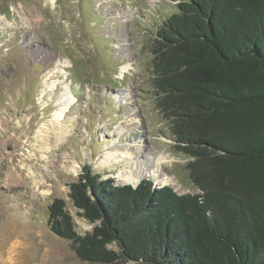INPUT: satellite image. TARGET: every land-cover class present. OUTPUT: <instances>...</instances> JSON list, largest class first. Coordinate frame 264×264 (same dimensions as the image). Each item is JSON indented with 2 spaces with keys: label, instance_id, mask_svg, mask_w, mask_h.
Wrapping results in <instances>:
<instances>
[{
  "label": "rangeland",
  "instance_id": "obj_1",
  "mask_svg": "<svg viewBox=\"0 0 264 264\" xmlns=\"http://www.w3.org/2000/svg\"><path fill=\"white\" fill-rule=\"evenodd\" d=\"M178 2L0 0V264H91L47 225L61 199L77 233L92 231L69 198L86 166L118 185L147 170L138 183L197 193L151 86L152 38Z\"/></svg>",
  "mask_w": 264,
  "mask_h": 264
},
{
  "label": "trees",
  "instance_id": "obj_2",
  "mask_svg": "<svg viewBox=\"0 0 264 264\" xmlns=\"http://www.w3.org/2000/svg\"><path fill=\"white\" fill-rule=\"evenodd\" d=\"M151 42L156 109L195 194L88 166L47 225L91 264H264V0H179ZM114 246L115 249H112Z\"/></svg>",
  "mask_w": 264,
  "mask_h": 264
},
{
  "label": "bare ground",
  "instance_id": "obj_3",
  "mask_svg": "<svg viewBox=\"0 0 264 264\" xmlns=\"http://www.w3.org/2000/svg\"><path fill=\"white\" fill-rule=\"evenodd\" d=\"M58 102H59V99H58ZM68 106V104L66 103V101H64V99H63V97L62 98H60V102L58 103V104H56V106L58 107V110L57 111H55L54 113H53V115H52V117H53V120H54V122L55 123H59V121L60 120H62L63 118H64V116H65V113L67 112V106ZM41 131V130H40ZM52 135V134H51ZM50 135V136H51ZM42 137V136H41ZM46 137L47 136H44L43 138L46 140ZM43 138H41L40 140H39V143H40V145L42 146V149H44L45 150V147H43V141H44V139ZM50 138V137H49ZM39 139V138H38ZM48 139V138H47ZM55 139L56 140H59L60 139V134H55ZM38 141V140H37ZM41 146H39L40 148H41ZM106 155V154H105ZM136 155V154H135ZM107 156H113L115 159H121L122 158V156L123 157H125V156H128L129 158H130V156H131V153H128V152H113V153H109V154H107ZM152 156V155H151ZM137 157L139 158L140 156L139 155H137ZM107 158V157H106ZM161 158V157H160ZM120 161V160H119ZM107 162V161H106ZM122 162V161H121ZM141 162V161H140ZM114 163H115V161H114ZM166 163V162H165ZM165 165V164H164ZM149 166V165H148ZM152 166H154V165H152ZM160 167H163V166H160ZM153 168V170H150L149 169V172L150 173H152V174H155V172H157L156 170H157V168L158 167H152ZM123 169V168H122ZM124 170V169H123ZM130 171V170H129ZM129 171H127V172H125V174L124 175H122V176H120L121 178H119V179H121L122 180V182L124 183V184H128V185H133V186H135V185H137V183L141 180V178H140V176H143V175H145V171H147V170H145V171H138V174H134L133 172H129ZM159 172V171H158ZM157 172V173H158ZM148 173V172H147ZM140 175V176H139ZM161 179V178H160ZM156 182V181H155ZM167 184V183H166ZM161 185V184H160ZM13 248H15V247H13ZM12 248V249H13ZM11 249V250H12Z\"/></svg>",
  "mask_w": 264,
  "mask_h": 264
},
{
  "label": "water",
  "instance_id": "obj_4",
  "mask_svg": "<svg viewBox=\"0 0 264 264\" xmlns=\"http://www.w3.org/2000/svg\"><path fill=\"white\" fill-rule=\"evenodd\" d=\"M138 184H139V183H138ZM138 184H137V185H138ZM137 185H135V186L131 185V186H132L133 188H135ZM130 262H131V261H130Z\"/></svg>",
  "mask_w": 264,
  "mask_h": 264
}]
</instances>
